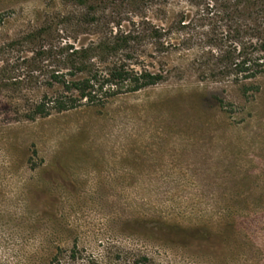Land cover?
Segmentation results:
<instances>
[{
	"label": "rangeland",
	"instance_id": "rangeland-1",
	"mask_svg": "<svg viewBox=\"0 0 264 264\" xmlns=\"http://www.w3.org/2000/svg\"><path fill=\"white\" fill-rule=\"evenodd\" d=\"M142 7L0 0V68L97 37L81 13L126 29ZM148 17L160 23L152 8ZM27 87L0 92V264H264V77L171 73L35 120L22 115L44 88Z\"/></svg>",
	"mask_w": 264,
	"mask_h": 264
},
{
	"label": "trees",
	"instance_id": "trees-1",
	"mask_svg": "<svg viewBox=\"0 0 264 264\" xmlns=\"http://www.w3.org/2000/svg\"><path fill=\"white\" fill-rule=\"evenodd\" d=\"M141 2L142 21L130 19L132 25L126 29L110 17H89L96 8L81 13L79 24L89 26L87 32L97 37L62 38L30 57L7 61L0 68V92L43 86L40 97L29 99L22 115L35 120L139 91L167 80L171 73L183 75L191 70L201 79L244 85L264 77V0ZM172 4L178 9H170ZM150 8L160 23L148 17ZM115 14L111 13L113 18H122L121 13ZM176 51L184 53L187 63L170 67L168 59ZM255 88L260 90L259 85Z\"/></svg>",
	"mask_w": 264,
	"mask_h": 264
}]
</instances>
